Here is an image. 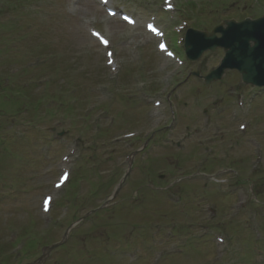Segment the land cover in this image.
Here are the masks:
<instances>
[{
    "label": "rangeland",
    "instance_id": "obj_1",
    "mask_svg": "<svg viewBox=\"0 0 264 264\" xmlns=\"http://www.w3.org/2000/svg\"><path fill=\"white\" fill-rule=\"evenodd\" d=\"M127 1L130 2L132 0ZM144 1L151 2L145 4L143 0H136L132 4L121 5V7L124 10L137 13L142 24H144L152 14V7L155 5L154 1L156 0ZM160 1L158 0L157 3ZM246 1L244 0V2ZM19 2H21V5L18 6V9L25 12L30 17L27 19L28 23L34 25V29H30V31L26 28L27 25L24 27V30L29 32L28 39L32 42L35 41V44L44 45L49 49L47 54L59 53V56L49 65L43 64L40 60L38 61L37 66L40 72L37 73V77H40L39 80L55 79V82L50 84L48 88L43 84L40 85L41 92L38 94V97H32L27 93L25 88L20 89L22 86L20 87L15 82L10 85L6 80H3V83L0 82V112L13 113L14 115L12 120L2 121L0 118V191L6 194V191L11 189V192H15L16 195L19 194L17 196L19 200L13 203L6 202L0 193V264H24L25 259L11 260L8 258L9 255L13 254L15 257L27 258L36 255L40 248L43 249L46 246L44 245L46 240L43 237L48 234V231L42 227L46 224L43 223L39 216L37 205L40 197L41 202L44 195L51 191L52 184L62 169V157L64 154L63 149L55 142H52L50 139L44 140V133L47 132L50 138L53 129H57L58 131L64 130L67 136V151L65 148L64 153L66 152L65 154L70 155L71 150H73L74 138L81 135L77 128L79 126H91L93 120V116L89 115L84 120L80 119L83 121H74L73 124L76 129L71 127V120L58 123L60 119L56 118L50 121L53 117L58 116V110H55L52 106L54 100L47 93L42 92L54 89L59 94L51 91L53 95L68 99L70 98L69 94L72 92L71 88H76L74 96L79 99V102L73 104V107L76 111L82 113L90 109H98L101 107V104H104V107L118 108L119 105L116 102L118 96L115 85L116 83H121L119 87L124 99L123 103L125 105L128 103V106L123 109L112 110L109 113L105 112L108 119L117 126L110 131V134L102 136L108 141L126 132L133 125H143L151 119L152 109L146 107L142 102L144 97L146 98L152 93V90L147 88L151 81L150 74L152 76V83H156L159 81L160 73L162 75L166 73L165 75L169 77L170 71L176 67L173 63L167 62L162 57L157 56L152 47H148L154 55L152 66L149 67L150 65L148 66L147 64L151 61V55L145 48L141 47L138 49V53L143 59V65L147 68V70L143 69L146 71L141 72L140 70L143 66L142 59L134 57L133 54L135 47L140 46L139 42L144 41L148 46H151L143 28H126L118 20L108 19L104 11L96 4V0H23ZM221 2L222 0L212 4V8H216ZM223 2L222 4L225 6L228 0H224ZM113 3L118 4L116 0ZM200 8L205 7L201 4H196L195 0H188L186 5L178 7V11L189 15L192 20L191 23L200 25L202 18L199 16ZM15 9V6H11L4 9V12L7 13L9 11V14L13 15L11 19H15L18 15ZM219 14L221 17L215 20L216 23L225 18L229 12H220ZM3 20L5 19L0 16V72L6 74L8 69L13 66L10 65L12 60L17 57L16 47L19 42L27 45L30 48L28 51L33 55L36 54V47L33 46L31 49L32 44L29 46L24 41L23 30L19 29L17 24L14 27L8 28L3 25L5 22ZM167 23V20L164 21L163 26H166ZM203 23L204 26L213 25L212 21L207 17L203 18ZM87 25L101 29L113 40L119 67L117 75L113 76L111 71L106 67L103 57L104 51L99 48L96 42L91 40L86 29ZM36 33L38 34L37 37ZM49 41H53L54 44L50 45ZM220 58L221 54L206 55L200 63L195 65L194 69L208 72ZM132 59L134 62H132ZM170 64H172L171 67L165 72L161 71L162 68ZM135 76H139V78L136 79ZM0 77L2 76L0 75ZM27 78V76L23 77V80L21 79L19 83H24L25 85ZM180 81V79H175L172 81V85ZM135 82L139 83V86L145 87L136 89L135 91ZM239 82V76L236 73H230L221 86H214V88L217 89L216 91L220 93L224 101L226 112L223 117L226 119V129L233 130V126L236 127L237 122H243L247 125L248 128L245 134L247 139L244 141V144L248 145V147L240 150L236 146V143H239L242 139L240 136H237L232 137L227 142L223 152L209 154L210 145L204 142L202 148L205 154L194 168L195 175L197 176L196 179H200V181L192 184L191 182L185 183L184 177L177 174L176 180L169 189L170 191L163 196L157 195L154 190H149L146 193L149 200L158 202L156 205L152 207L134 205L132 209L128 206V214L136 216L141 225L136 228L138 233L134 235L128 233L126 235L125 240L120 243L122 248L115 249L113 251L114 255L109 256L100 252H93L89 255L72 252L66 258L61 259L59 264H133L126 249L131 247L130 242L137 240V235L140 237L146 236L145 228L148 227L150 229L168 227L169 231L172 229L174 233L183 234L184 244L181 252L186 251L185 245L187 239L197 240L198 249H188L186 251L187 257L183 260L182 264H215L216 261V264H219V260L215 258V236L218 235L233 237L241 241L243 248L248 250L252 248L256 249L258 239L254 237V233L257 226L254 222L253 224L251 220H248V218L254 219L253 214L251 213L249 217L242 219L244 216L243 206L240 205L237 199V193L239 188L246 187L247 182L256 181L253 177L257 174L256 165L260 157L264 158V90L244 87L243 92L237 90L236 93L227 92L225 94L224 90L227 88L237 89ZM169 84L171 82L161 83L157 87V89L161 90L160 95L149 98L152 101L161 100L163 102L161 113L168 112L170 109L167 98L169 90L165 91L162 89V87ZM168 88L170 87L168 86ZM111 92L114 94V97L111 96ZM197 92L196 89L193 94ZM217 92H215L214 99L218 97ZM33 93H36V91L33 90ZM191 95L192 92L186 91L181 100H188ZM203 95L204 92L201 96ZM212 96V93L207 92L201 106L188 101L189 106L184 107L183 104L173 100V108L178 111L179 117L177 116V121L165 130L170 135V140L166 142L167 146H171L172 143L176 144L177 141L181 140L179 139V135L181 131H185L186 126L189 124V116L200 113L205 103ZM239 97H242L245 102V107L242 109H239L237 105ZM94 105L98 107H89ZM73 111L70 107H67L65 112L60 115H63V117H74V115L70 114ZM185 113L188 114L185 115ZM1 115L4 116V114L0 113ZM25 117L29 119L26 120ZM158 118H155L156 122H153L151 127L140 132L139 136L143 138L150 136L156 130L157 124L162 125L166 121L164 116H161L160 120H157ZM201 119L204 122L207 117L202 116ZM244 132H240L242 137V133ZM86 134V145L84 147L89 146L92 141L89 136L90 133ZM203 135L208 136L205 132L191 138L193 141H197ZM102 137L98 140L99 144L103 141ZM248 139L254 140L255 146H249ZM104 145L109 147L110 151L113 150L109 143H103L101 147ZM158 147L162 149L164 147L163 143L156 145L153 148L154 151L150 147L147 149L145 153L147 157L142 162L143 166L141 167V170H145L149 182L154 185L153 188L155 189H159L158 184L152 180L151 173L145 166L158 165L159 167L167 168L168 172H172L174 170L173 161L179 162V155L177 153L162 154L164 151L168 153L175 152V150L168 147H165L164 151L155 150ZM130 152L131 147L129 144L125 153L120 150L113 154L118 164L119 180L117 184L114 182L113 187L114 185L117 187L122 182L127 170L126 155H129ZM95 153H98L96 148L93 149L90 158H93ZM77 157L78 154L69 156L72 161H75ZM223 158L228 159L226 161H218ZM187 160L191 162L195 161L192 150L189 152ZM242 160L247 165V172L245 174H241L239 171ZM92 168H94V165L75 170L76 177L69 187L68 195L66 196V200L69 203L73 205L94 204L112 193L105 195L107 183L100 177L98 172H94L96 178L92 179ZM219 171L221 173L229 172L232 175L228 185L212 182L211 177L216 178L219 176L221 174L218 173ZM131 177L128 176L126 178L120 188L121 190L119 189L120 193L118 192V196L124 191L127 192L129 190L127 179ZM139 180H144V175L139 176ZM2 182L4 183L1 184ZM19 185L18 193L17 187ZM192 187L196 190L195 194L192 192ZM179 189L183 191L180 194L178 193ZM53 195L57 199L58 194L54 193ZM116 199H118V205H127L129 198L123 195ZM2 200L5 204L1 203ZM66 200H63L59 206L60 218L68 208ZM195 215H197V223L193 222ZM122 219L128 218L122 217ZM90 222H86L85 226L90 225ZM103 222V219H99V225H104ZM18 223H20L19 226ZM47 225L49 227L48 223ZM112 226L114 225L110 224L109 228H112ZM57 228L59 234L64 232V229ZM87 229H89V232L101 231L99 227L93 228L90 226ZM190 231H193V235L191 233L188 234ZM262 237L264 238L263 235ZM242 244L238 242L231 243L230 241L229 245L221 251L222 263L230 264L233 261V257L236 259L234 253L238 249V246H242ZM222 249L223 247H221ZM240 256H245L244 252H241ZM260 258H262L261 262L264 264V253H262ZM30 259L34 258L31 257ZM138 263L145 264L146 262L140 260ZM166 264L176 263L173 259L167 258Z\"/></svg>",
    "mask_w": 264,
    "mask_h": 264
},
{
    "label": "snow or ice",
    "instance_id": "obj_2",
    "mask_svg": "<svg viewBox=\"0 0 264 264\" xmlns=\"http://www.w3.org/2000/svg\"><path fill=\"white\" fill-rule=\"evenodd\" d=\"M96 35H97V36H99V34H98V33H97ZM104 43H105V44H107V41H104Z\"/></svg>",
    "mask_w": 264,
    "mask_h": 264
}]
</instances>
